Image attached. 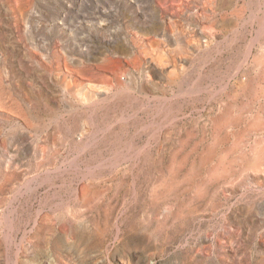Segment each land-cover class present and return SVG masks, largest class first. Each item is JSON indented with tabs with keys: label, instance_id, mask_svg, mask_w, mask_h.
Wrapping results in <instances>:
<instances>
[{
	"label": "rangeland",
	"instance_id": "obj_1",
	"mask_svg": "<svg viewBox=\"0 0 264 264\" xmlns=\"http://www.w3.org/2000/svg\"><path fill=\"white\" fill-rule=\"evenodd\" d=\"M263 60L264 0H0V264H264Z\"/></svg>",
	"mask_w": 264,
	"mask_h": 264
},
{
	"label": "bare ground",
	"instance_id": "obj_2",
	"mask_svg": "<svg viewBox=\"0 0 264 264\" xmlns=\"http://www.w3.org/2000/svg\"><path fill=\"white\" fill-rule=\"evenodd\" d=\"M260 59V58H259ZM264 61V60H263ZM260 62V61H259ZM241 63V62H240ZM245 63V62H244ZM261 77V76H260ZM177 80V79H176ZM175 80V81H176ZM254 81V80H253ZM179 82V81H178ZM177 83V82H176ZM240 83V82H239ZM256 84V83H255ZM242 88V87H241ZM126 89V88H125ZM189 88H187V90H188ZM249 89V88H248ZM250 90V89H249ZM183 91V90H182ZM186 91V90H185ZM199 92V91H198ZM177 96V95H176ZM164 97V96H163ZM263 98V97H262ZM255 99V98H254ZM249 104V103H248ZM217 119V118H216ZM226 119V118H225ZM234 121V120H233ZM93 124V123H92ZM253 127H255V126H253ZM258 127V126H257ZM218 128V127H217ZM220 130V129H219ZM192 133V132H191ZM249 133V132H248ZM202 135V134H201ZM228 141V140H227ZM196 145V144H195ZM208 146V145H207ZM214 146V145H213ZM178 148V147H177ZM180 148V147H179ZM184 148V147H183ZM207 151V150H206ZM211 152H213L212 150H211ZM255 152V151H254ZM210 153V152H209ZM174 155V154H173ZM210 155V154H209ZM253 156V155H252ZM222 157V156H221ZM220 157V158H221ZM260 157V156H259ZM182 158V157H181ZM222 158H225V157H222ZM123 159H124V157H123ZM173 162V161H172ZM171 163V162H170ZM175 163V162H174ZM228 164V163H227ZM235 164V163H234ZM250 165V164H249ZM178 166V165H177ZM246 166V165H245ZM255 166V165H254ZM251 167V166H250ZM229 168V167H228ZM250 168H248V170H249ZM254 169V168H253ZM173 170V169H172ZM167 187V186H166ZM171 187V186H170ZM163 191V190H162ZM152 192V191H151ZM82 194V193H81ZM156 195V194H155ZM85 196V195H84ZM157 197V196H156ZM151 198H153V197H151ZM154 199V198H153ZM152 201V200H151ZM158 201V200H157ZM182 209V208H181ZM191 209V208H190ZM89 210V209H88ZM184 213V212H183ZM193 214V213H192ZM180 215V214H179ZM183 216V215H182ZM106 221V220H105Z\"/></svg>",
	"mask_w": 264,
	"mask_h": 264
}]
</instances>
